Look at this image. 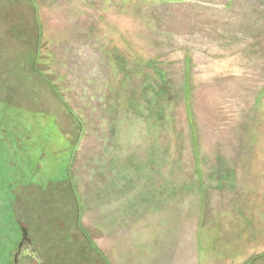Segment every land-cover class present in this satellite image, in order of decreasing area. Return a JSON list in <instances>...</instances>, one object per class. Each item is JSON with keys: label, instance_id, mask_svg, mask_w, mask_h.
<instances>
[{"label": "rangeland", "instance_id": "1", "mask_svg": "<svg viewBox=\"0 0 264 264\" xmlns=\"http://www.w3.org/2000/svg\"><path fill=\"white\" fill-rule=\"evenodd\" d=\"M18 225L41 264H264V0H0V264Z\"/></svg>", "mask_w": 264, "mask_h": 264}, {"label": "flooded vegetation", "instance_id": "2", "mask_svg": "<svg viewBox=\"0 0 264 264\" xmlns=\"http://www.w3.org/2000/svg\"><path fill=\"white\" fill-rule=\"evenodd\" d=\"M17 227L19 229V232L21 233V237H20L19 242L17 243L16 253L13 255V264H14V256H17L19 263L21 262L23 257L28 256L30 258H33L37 264H41L42 261L37 257L35 258V254L33 253V249L31 247V245H28V244L22 242V231L26 232V234H27L26 238L30 242L28 232L23 227H20L19 225ZM30 244H31V242H30Z\"/></svg>", "mask_w": 264, "mask_h": 264}, {"label": "water", "instance_id": "3", "mask_svg": "<svg viewBox=\"0 0 264 264\" xmlns=\"http://www.w3.org/2000/svg\"><path fill=\"white\" fill-rule=\"evenodd\" d=\"M26 232L25 231H22V242L23 243H26V244H28V245H30V242H29V240L26 238ZM33 253L35 254V258L37 257V258H39L38 257V255L36 254V251L35 250H33ZM40 259V258H39ZM14 264H20L19 263V260H18V258H17V256H14Z\"/></svg>", "mask_w": 264, "mask_h": 264}, {"label": "trees", "instance_id": "4", "mask_svg": "<svg viewBox=\"0 0 264 264\" xmlns=\"http://www.w3.org/2000/svg\"><path fill=\"white\" fill-rule=\"evenodd\" d=\"M158 94H159V93H156V94L154 95V98H156Z\"/></svg>", "mask_w": 264, "mask_h": 264}, {"label": "crops", "instance_id": "5", "mask_svg": "<svg viewBox=\"0 0 264 264\" xmlns=\"http://www.w3.org/2000/svg\"><path fill=\"white\" fill-rule=\"evenodd\" d=\"M263 239H264V238H263ZM263 239H262V240H263ZM162 262H163V261H162Z\"/></svg>", "mask_w": 264, "mask_h": 264}]
</instances>
